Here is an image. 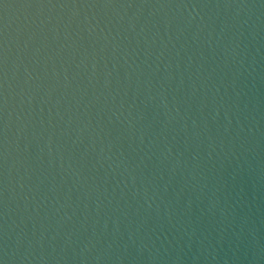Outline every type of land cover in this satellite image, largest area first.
<instances>
[{"label":"water","instance_id":"95a60500","mask_svg":"<svg viewBox=\"0 0 264 264\" xmlns=\"http://www.w3.org/2000/svg\"><path fill=\"white\" fill-rule=\"evenodd\" d=\"M0 264H264V0H0Z\"/></svg>","mask_w":264,"mask_h":264}]
</instances>
